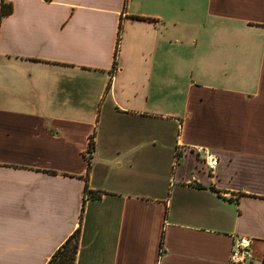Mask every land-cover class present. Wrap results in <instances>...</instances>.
Segmentation results:
<instances>
[{
    "label": "crops",
    "instance_id": "crops-1",
    "mask_svg": "<svg viewBox=\"0 0 264 264\" xmlns=\"http://www.w3.org/2000/svg\"><path fill=\"white\" fill-rule=\"evenodd\" d=\"M4 1L0 264H261L264 0Z\"/></svg>",
    "mask_w": 264,
    "mask_h": 264
},
{
    "label": "trees",
    "instance_id": "trees-1",
    "mask_svg": "<svg viewBox=\"0 0 264 264\" xmlns=\"http://www.w3.org/2000/svg\"><path fill=\"white\" fill-rule=\"evenodd\" d=\"M12 11V5L9 2L1 1L0 19L3 16L9 15ZM117 52H115L116 58ZM114 58L113 65L116 63ZM92 142L89 143L87 157L89 158L92 152ZM79 247V229H76L52 254L47 264H75L76 255ZM261 264H264V257Z\"/></svg>",
    "mask_w": 264,
    "mask_h": 264
},
{
    "label": "built area",
    "instance_id": "built-area-1",
    "mask_svg": "<svg viewBox=\"0 0 264 264\" xmlns=\"http://www.w3.org/2000/svg\"><path fill=\"white\" fill-rule=\"evenodd\" d=\"M197 152L201 154L203 162L210 170L216 167L218 160L213 152L204 147L198 148ZM251 243L252 240L248 237L239 236L235 238L229 254V263L248 264L253 258Z\"/></svg>",
    "mask_w": 264,
    "mask_h": 264
},
{
    "label": "rangeland",
    "instance_id": "rangeland-1",
    "mask_svg": "<svg viewBox=\"0 0 264 264\" xmlns=\"http://www.w3.org/2000/svg\"><path fill=\"white\" fill-rule=\"evenodd\" d=\"M253 74L252 72L251 73H247L246 74V83L244 84V88L247 89V90H252L253 89V77H251Z\"/></svg>",
    "mask_w": 264,
    "mask_h": 264
}]
</instances>
